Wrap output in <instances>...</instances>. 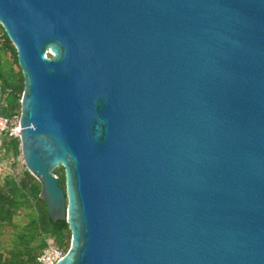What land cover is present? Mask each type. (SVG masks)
Here are the masks:
<instances>
[{
    "label": "water",
    "instance_id": "95a60500",
    "mask_svg": "<svg viewBox=\"0 0 264 264\" xmlns=\"http://www.w3.org/2000/svg\"><path fill=\"white\" fill-rule=\"evenodd\" d=\"M0 26L57 264H264V0H0Z\"/></svg>",
    "mask_w": 264,
    "mask_h": 264
},
{
    "label": "trees",
    "instance_id": "16d2710c",
    "mask_svg": "<svg viewBox=\"0 0 264 264\" xmlns=\"http://www.w3.org/2000/svg\"><path fill=\"white\" fill-rule=\"evenodd\" d=\"M23 75L16 51L0 26V116L19 117ZM0 159V264H40L51 243L66 252L70 231L65 221L53 222L40 195L38 179L18 166L19 140L3 135ZM64 190V173L56 169Z\"/></svg>",
    "mask_w": 264,
    "mask_h": 264
},
{
    "label": "built area",
    "instance_id": "2783aa9c",
    "mask_svg": "<svg viewBox=\"0 0 264 264\" xmlns=\"http://www.w3.org/2000/svg\"><path fill=\"white\" fill-rule=\"evenodd\" d=\"M1 107V101H0ZM7 135L8 137L19 139V117L6 118L0 116V159L2 156V142L1 137ZM65 252L53 245L52 243L44 249L38 258L40 264H57L58 260L64 256Z\"/></svg>",
    "mask_w": 264,
    "mask_h": 264
},
{
    "label": "rangeland",
    "instance_id": "374dc122",
    "mask_svg": "<svg viewBox=\"0 0 264 264\" xmlns=\"http://www.w3.org/2000/svg\"><path fill=\"white\" fill-rule=\"evenodd\" d=\"M18 166H19L20 169L25 168L24 165H23L21 156H19V158H18Z\"/></svg>",
    "mask_w": 264,
    "mask_h": 264
}]
</instances>
